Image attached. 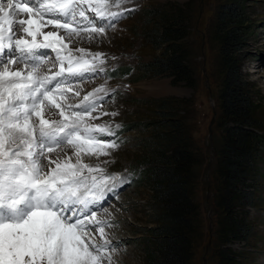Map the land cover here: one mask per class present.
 Wrapping results in <instances>:
<instances>
[{
    "label": "snow or ice",
    "instance_id": "snow-or-ice-1",
    "mask_svg": "<svg viewBox=\"0 0 264 264\" xmlns=\"http://www.w3.org/2000/svg\"><path fill=\"white\" fill-rule=\"evenodd\" d=\"M127 2L111 0L118 8ZM110 6V0H0V264H112L107 250L116 247L105 232L111 221L97 219V211L107 213L104 202L126 181L83 159L120 147L111 126L91 122L100 118L93 112L105 88L76 104L66 96L72 82L105 72V54L72 50L73 38L103 36L135 11ZM49 62L58 70L42 71ZM53 109L58 120L46 118Z\"/></svg>",
    "mask_w": 264,
    "mask_h": 264
},
{
    "label": "rangeland",
    "instance_id": "rangeland-1",
    "mask_svg": "<svg viewBox=\"0 0 264 264\" xmlns=\"http://www.w3.org/2000/svg\"><path fill=\"white\" fill-rule=\"evenodd\" d=\"M225 1L128 0L118 8L110 0V11L127 8H135V11L119 18L113 27L106 28L103 36L92 40L87 36L73 38L69 44L72 50L83 47L105 54V72L72 82L73 91L66 96L68 103L76 104L88 92L101 86L105 88V92L97 93L98 96H105V100L93 112V116L100 118L91 122L111 126L116 131L120 147L110 150L108 156H84L83 159L93 166L101 164L109 173L117 172L114 174H119L126 181L104 202L107 213L102 209L97 211L98 219L111 221L105 227V232L106 238L116 247L115 252L107 250L112 255V264H150L149 246L154 240L151 229L159 224L152 208L149 186L144 182L139 183L134 171L139 168L137 159L149 153L156 134L163 131L161 127L165 126L167 121L164 119L167 118H179L182 130L190 136L186 137L192 143L194 154L191 197L196 214L186 264H219L220 250L224 246L231 250L240 264H264V168L261 163L263 175L259 177L255 202L251 207H246L247 220L253 227L252 235L247 240H231L224 246L219 237L222 219L216 207L214 172L225 123L220 105L223 78L221 52L219 41L213 36L216 38L218 27L216 13ZM83 7L86 14L91 16L87 5ZM246 9L252 29L248 34L240 70L243 78L249 80L252 88L257 90L260 99L257 117L264 128V0H248ZM165 12L180 17L177 26L181 25L184 33L179 45L188 71L185 78L178 81L173 80V74L145 73L140 67L163 49V44L154 45L148 33L150 28L155 29L159 16ZM84 26L92 27L87 22ZM46 29L54 30L51 27ZM61 34H65L63 30ZM125 66L128 69L126 73L121 70ZM21 67H24L23 64L14 65L13 69ZM49 69L56 71L58 66L52 68L49 62L43 70L50 74ZM112 89L116 90L114 95H107ZM76 91L80 92L79 97L75 96ZM58 112L53 109L47 118L59 119ZM112 112L118 115H101ZM116 124L121 127L115 129ZM125 124L127 127H123ZM96 241L103 242L99 235Z\"/></svg>",
    "mask_w": 264,
    "mask_h": 264
},
{
    "label": "trees",
    "instance_id": "trees-1",
    "mask_svg": "<svg viewBox=\"0 0 264 264\" xmlns=\"http://www.w3.org/2000/svg\"><path fill=\"white\" fill-rule=\"evenodd\" d=\"M247 1L223 3L216 13L218 27L216 38L213 36L219 41L223 72L220 105L225 126L214 172L216 207L222 219L219 237L223 246L231 240H247L252 235L246 207H251L257 196L259 177L263 175L260 163L264 168V128L257 117L260 99L240 70L252 29ZM159 19L148 35L155 46L163 44V49L140 67L145 73L173 74V80L178 81L185 78L188 71L179 45V39L184 36L181 25L177 26L180 17L165 12ZM121 70L128 72L126 66ZM164 120L167 122L161 127L163 131L156 134L149 153L137 159L139 168L134 173L139 183L149 186L159 224L151 229L154 240L149 246L150 264H186L196 214L191 197L194 154L187 138L190 136L182 130L179 118ZM219 264L240 263L224 246L220 250Z\"/></svg>",
    "mask_w": 264,
    "mask_h": 264
},
{
    "label": "bare ground",
    "instance_id": "bare-ground-1",
    "mask_svg": "<svg viewBox=\"0 0 264 264\" xmlns=\"http://www.w3.org/2000/svg\"><path fill=\"white\" fill-rule=\"evenodd\" d=\"M20 18H26L25 16H18L17 17V19H20ZM46 29V28H45ZM44 30V29H43ZM45 31H48L47 29L45 30ZM20 65V64H19ZM57 66H58V64H57ZM59 67V66H58ZM15 68V67H14ZM22 68V67H21ZM14 70V69H13ZM42 71H44L43 69H42ZM68 97V96H67ZM56 114H57V112H56ZM50 115V113H46V118L48 117ZM52 115V114H51ZM53 116V115H52ZM54 117V116H53ZM57 119H58V117H56ZM53 119V118H52ZM100 216V215H99ZM99 217H97V219H98Z\"/></svg>",
    "mask_w": 264,
    "mask_h": 264
},
{
    "label": "water",
    "instance_id": "water-1",
    "mask_svg": "<svg viewBox=\"0 0 264 264\" xmlns=\"http://www.w3.org/2000/svg\"><path fill=\"white\" fill-rule=\"evenodd\" d=\"M212 119H213V117H212Z\"/></svg>",
    "mask_w": 264,
    "mask_h": 264
}]
</instances>
